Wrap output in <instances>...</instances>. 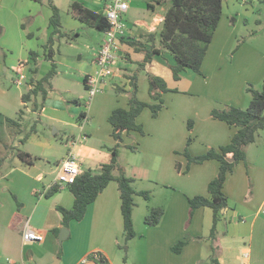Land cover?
Returning <instances> with one entry per match:
<instances>
[{
  "label": "crops",
  "instance_id": "crops-1",
  "mask_svg": "<svg viewBox=\"0 0 264 264\" xmlns=\"http://www.w3.org/2000/svg\"><path fill=\"white\" fill-rule=\"evenodd\" d=\"M24 1L22 0L24 12L15 17L12 14L11 17L25 26L24 35L40 42V46H45L53 31L50 26L52 10L44 2ZM108 1L47 2L59 8L60 12L62 4L70 12L71 5L77 2L104 15ZM136 10L143 13V19H134ZM166 12L167 6L156 4L155 0H130L126 22L133 27V31L121 44V59L115 65L114 76L92 100L87 113L78 118L76 115L66 117L64 103L48 93L45 102L52 101L54 108L45 116L55 124L70 125L84 133L66 141V151L57 161V172L52 181H44L45 171H39L37 163L26 164L20 159L16 172L24 175L27 180H19L16 185L6 187L7 184L0 179V187H5L6 192L10 191L13 198L12 200L8 194H0V243L13 258H6L5 264H9V261L13 264H54L58 258L59 264H96L90 258L96 253L105 256L110 264H264V131L258 136V141L247 147V161L238 164L227 178L224 193L229 200L228 208L217 226L215 240L210 237L213 210L202 207L189 221V200L196 196H209L208 186L217 177L220 164L217 161H207L189 166L186 157L190 137L194 138L189 146L190 155L194 157L230 144L237 129L213 119L211 112L227 106L242 109L249 106L250 97L246 87L250 84L261 88L264 82V51L245 49V42H238L243 19L238 13L237 5L225 0L218 29L202 64V73L187 70L182 73L180 81H175L171 69L176 65L173 55H155L151 63H145V54L135 51L131 45L133 42H140L146 49H150L151 45L146 43L147 36L161 31ZM131 16L133 20L130 19ZM25 18L29 25L27 27L23 21ZM104 42L105 40L100 44L98 52ZM32 53L34 58L39 57L33 49L30 54ZM140 64L145 65L140 67ZM18 66L17 74L21 76V80L17 83L29 76L30 61L20 62ZM141 72L163 78L170 91L163 94L165 107L157 118H153L149 108L138 118L145 133L132 131L124 134L119 149L118 165L123 168H120L121 171L134 180L133 186L137 192L148 191L152 196L149 202L141 196L135 197L133 221L136 236L127 241L126 245L129 246L126 249L122 248L125 240L122 201L118 184L112 181L96 201L88 206L84 219L69 224L67 229L70 235L67 240L71 239L73 245L69 244L61 254L59 234L65 227L63 215L58 208L71 210L75 199L69 187L59 189L51 196L47 193L53 187H58L55 181L60 165L69 152V142L79 140L74 153L82 174L100 173L103 165L110 164L111 149L117 142L112 137L113 128L109 117L116 109L129 108V95L126 93L131 90L129 75L139 76V99L153 103L149 95L147 75L144 77ZM118 88L125 93L113 94L112 91ZM72 102L77 103V100ZM44 104L40 105L38 111H34L35 114L40 112L43 115L46 110ZM21 106L26 109L27 114L33 110L29 109V104L23 103L22 96ZM190 120L193 121L192 131L188 129ZM55 133L59 131L56 130ZM32 139L28 138L27 142ZM136 143L140 144L141 149L135 147ZM130 146L137 151L136 154L140 153L141 160L125 166L121 155ZM6 148L8 156L10 146ZM24 152L32 157L30 151ZM118 173L119 171L116 175ZM146 175L148 183L144 184L145 180L141 179ZM15 203L20 205L19 208ZM153 208H161L165 214L158 226L149 227L144 223V217ZM27 229L42 233L44 241L24 244L23 233ZM137 239H141L140 242H136ZM185 240L189 242L182 252L174 253L172 248ZM31 247L33 250L25 254V249Z\"/></svg>",
  "mask_w": 264,
  "mask_h": 264
},
{
  "label": "trees",
  "instance_id": "trees-1",
  "mask_svg": "<svg viewBox=\"0 0 264 264\" xmlns=\"http://www.w3.org/2000/svg\"><path fill=\"white\" fill-rule=\"evenodd\" d=\"M225 0H155L156 4L166 5L167 12L163 20L161 31L147 36L146 43L151 45L150 49H146L145 45L140 42L131 43L137 52L145 54V63H151L155 55L169 53L174 56L176 65L171 67L174 80L180 81L181 75L187 70L201 74L202 64L212 43L214 34L218 29ZM151 7V6H150ZM52 17L50 26L52 27V35L45 45V54L50 61H53V44L56 37L63 38V23L59 8L50 3ZM72 16L84 25L94 28L100 32L106 33L110 29V24L103 14L93 12L85 8L80 3H73L70 8ZM158 42V46H157ZM35 59V65L37 59ZM145 64H140L144 67ZM55 63L49 74L41 80L36 79L38 73L37 68L31 69L27 81V93L22 95L24 104H33V111H38L41 107L38 98L43 100L44 104L49 90L52 86L50 80L56 75ZM131 90L126 92L129 95V108L116 109L109 117L113 131L112 137L117 142L116 146L111 149L112 162L101 167L100 173H83L78 177L75 184L69 186L74 196V207L71 210L59 207L58 210L63 215V226L69 228L72 221L81 222L89 205L94 203L98 196L106 189L110 182L116 181L118 184L120 197L122 201V214L124 218V237L126 241H130L136 236L133 211L136 207L135 197L141 196L145 200L151 199V193L147 191L137 192L133 186L134 180L127 177L118 165L119 149L123 142V135L132 131L144 134L142 125L138 123V118L147 108L151 110L153 118H157L165 107L163 94L170 91L166 81L154 74H147L149 82V95L153 103H146L139 99V76L137 74L129 75ZM84 87H86V78L84 79ZM117 93H125L123 89L118 88ZM246 92L250 97V104L246 109L227 106L224 109H215L211 112V116L215 120L227 123L229 126L237 129L229 145L220 147L219 149H211L206 154L200 156H191L189 146L193 142L190 137L187 143L186 157L189 166L200 165L207 161H217L219 173L217 177L210 182L208 186L209 196H196L189 200L190 213L189 221L194 213L202 208L208 207L213 210L214 219L211 231V239L215 240L217 235V226L222 219L223 212L228 208V197L224 193V186L227 178L233 173L235 167L247 161L246 148L254 144L262 131H264V82L261 88L253 85L246 87ZM15 120L6 118L4 122L13 127L19 128L21 131V120L26 112L21 110ZM188 129L192 131L193 121L188 122ZM35 132V131H34ZM1 139V138H0ZM134 150L133 148H130ZM19 159L26 164H32L35 159L28 153L19 151ZM6 158H1L0 168ZM179 171V166H177ZM189 169V167H188ZM119 174L116 175V172ZM59 190L53 187L48 196L53 195ZM15 198V197H14ZM16 199V198H15ZM165 211L161 208H153L145 218V224L149 227L158 226ZM188 243L187 240L180 241L172 250L176 254H180ZM90 258L96 264H110L108 259L100 253L92 254ZM216 263V262H214Z\"/></svg>",
  "mask_w": 264,
  "mask_h": 264
},
{
  "label": "rangeland",
  "instance_id": "rangeland-1",
  "mask_svg": "<svg viewBox=\"0 0 264 264\" xmlns=\"http://www.w3.org/2000/svg\"><path fill=\"white\" fill-rule=\"evenodd\" d=\"M37 1L44 2L45 6L50 7V4L47 2L48 0H45L46 2L42 0ZM228 1L230 3L234 2L237 5L238 13L241 19H243L242 32L238 37V42L241 44L245 42L247 45L245 49L264 51V0H249L248 3L244 2V0ZM23 2L25 1L23 0ZM24 7L22 0H0V29L2 30L0 33V160L1 157H7L5 164L3 163L4 166L2 165L1 167L0 179H3V182L7 184L6 187L16 185L19 180H27L24 175L16 172L18 170L16 166L19 163V151H30L32 157L35 159V163H37V169L39 171L44 169L45 171L43 176L44 181H52L56 176L57 161L64 156L66 151V141L72 139L73 136L78 137L79 134L84 133L80 129L73 128L70 125L60 126L55 124L46 117L45 115L49 114L51 110L53 111L54 108L51 104L53 102L50 100L44 104L46 110L42 113L43 115L40 112L35 114L33 104L29 103V109L33 110H30L28 114L26 113L21 120L20 132L18 131L20 130L19 128L4 122L6 118L15 120L21 110L26 112V109L21 106V96L28 91L26 80H28L29 76L22 81L21 86L17 84L18 80H21V76L17 74L20 62L25 60L30 61L28 73L30 74L31 68L34 70L36 67L38 70L36 79L38 80L46 77L52 71L53 64L55 63L56 75L50 80L52 89L49 91V95L61 99L66 107L64 113L66 117L76 115L78 118L81 114L87 113L88 108L92 104L88 102L89 98L87 90L84 87V77L87 74H93L95 71L94 60L98 54V48L107 39L105 33L82 25L79 20L74 19L70 12L67 11L65 4H62V33L65 36L63 38H55L53 61H50L45 56V52L46 54L49 53L45 50V46H40V42H37V40L33 41L26 34L24 35L23 29L25 26L11 17L12 14H14V17L20 16V13L24 12ZM133 16L135 20H141L144 15L142 12L136 10ZM130 19L133 20L132 16ZM124 20L126 21V16ZM23 21L26 27L29 26L26 23V18ZM77 26L78 28H76ZM32 49L39 55L36 65L35 59H31L30 53ZM129 67L132 68L130 64ZM141 73L144 77L147 75L145 72ZM112 93L119 95L115 90ZM74 100H77V103H73L72 101ZM38 102L41 105L43 100L38 98ZM98 111L102 112L101 110ZM56 130L59 133H55ZM30 137L33 139L27 142ZM9 146L10 154L6 156L8 151L6 147ZM135 147L141 149L138 143L135 144ZM130 148L132 147L130 146ZM136 152L132 149H124L122 151L121 159L125 166H127V163H132L135 160H141L140 153L136 154ZM48 161H50V164H48ZM119 167L123 169L120 165ZM137 167L140 168V166ZM128 171L130 170L128 169ZM147 177L146 175L141 179L145 180L144 184L148 183ZM18 186L22 187L21 184H18ZM0 194H8L13 200L12 193L10 191L6 192L5 187H0ZM18 202L23 203L21 200H18ZM15 205L17 208L20 206L17 203ZM145 218L146 216L144 220ZM140 240L137 239L136 242H140ZM126 243L127 241L124 240L122 248L126 249L129 246ZM69 244L73 245L71 239L64 241L60 245L59 252L62 254ZM18 249L20 250V248ZM29 250H33V247L25 249V254ZM6 252V249L0 243V264H5L6 258L13 259L9 252Z\"/></svg>",
  "mask_w": 264,
  "mask_h": 264
},
{
  "label": "built area",
  "instance_id": "built-area-1",
  "mask_svg": "<svg viewBox=\"0 0 264 264\" xmlns=\"http://www.w3.org/2000/svg\"><path fill=\"white\" fill-rule=\"evenodd\" d=\"M248 3L249 0H244ZM130 9V0H109L105 9L104 16L110 24V29L105 33L106 40L101 46L96 59L94 60L95 71L86 77V87L88 102H92L95 96L102 92L106 83L114 76V68L121 59V44L132 33L133 27L129 26L124 20ZM21 81L17 83L21 86ZM79 140L69 142V152L60 165L55 185L59 189L69 187L76 183L82 171L74 147ZM44 236L40 232L27 229L23 233L24 244L42 243ZM9 264H13L11 261Z\"/></svg>",
  "mask_w": 264,
  "mask_h": 264
},
{
  "label": "water",
  "instance_id": "water-1",
  "mask_svg": "<svg viewBox=\"0 0 264 264\" xmlns=\"http://www.w3.org/2000/svg\"><path fill=\"white\" fill-rule=\"evenodd\" d=\"M0 33H1V29H0ZM69 235H70V231L67 228H63L59 234L60 244H62L65 240H67ZM55 262H57V263H54V264H59L60 259L58 258Z\"/></svg>",
  "mask_w": 264,
  "mask_h": 264
}]
</instances>
